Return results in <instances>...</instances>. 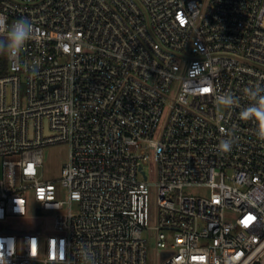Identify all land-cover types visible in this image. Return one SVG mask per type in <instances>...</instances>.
<instances>
[{"label":"built area","instance_id":"built-area-1","mask_svg":"<svg viewBox=\"0 0 264 264\" xmlns=\"http://www.w3.org/2000/svg\"><path fill=\"white\" fill-rule=\"evenodd\" d=\"M21 18L32 38L0 74V230L28 196L53 222L0 233V264H147L145 231L162 264H264V120L241 117L264 87V0H0V37ZM54 144L65 198L42 178Z\"/></svg>","mask_w":264,"mask_h":264},{"label":"rangeland","instance_id":"rangeland-1","mask_svg":"<svg viewBox=\"0 0 264 264\" xmlns=\"http://www.w3.org/2000/svg\"><path fill=\"white\" fill-rule=\"evenodd\" d=\"M164 115L161 118L159 127L154 134V138L157 139L160 125L163 121ZM68 146L66 144H54L44 148L43 155V166H42V178L43 180H52L56 187L59 189L62 198H65L64 190L60 189L58 179L60 177V171L62 165L67 161L68 158ZM145 171L148 174V181L154 182L155 178L149 172L150 168H153L150 163L145 167ZM192 195H203L204 192L199 189H194L189 191ZM28 211L27 216L23 219L11 218L7 221L6 230H0L2 234H13L17 231L32 232L35 234H40V238L44 239L48 231L52 229L53 217L51 213L39 212L37 206L31 199V196L27 197ZM149 210H150V225L156 224L157 217V207H156V197L154 188L150 189L149 196ZM227 219L232 220L234 216L232 214H227ZM143 236L147 240V264H162V260L156 255L155 248V232L148 233L145 231Z\"/></svg>","mask_w":264,"mask_h":264},{"label":"clouds","instance_id":"clouds-1","mask_svg":"<svg viewBox=\"0 0 264 264\" xmlns=\"http://www.w3.org/2000/svg\"><path fill=\"white\" fill-rule=\"evenodd\" d=\"M33 25L26 18L15 20L11 24L5 22L4 35L0 37V54L7 55L11 58H17L24 51L26 44L32 38ZM246 94L250 100L248 106L241 111V117L246 119L264 120V87L255 86L247 88ZM216 100L219 104L231 107L236 103V98L224 93L217 95ZM233 146V138L222 139L219 143V150L221 152H230ZM159 150V149H157ZM87 260L92 261V253L85 250ZM82 264H87L85 256L81 257Z\"/></svg>","mask_w":264,"mask_h":264},{"label":"trees","instance_id":"trees-1","mask_svg":"<svg viewBox=\"0 0 264 264\" xmlns=\"http://www.w3.org/2000/svg\"><path fill=\"white\" fill-rule=\"evenodd\" d=\"M6 64V55L0 54V74H2L4 70H6Z\"/></svg>","mask_w":264,"mask_h":264},{"label":"snow or ice","instance_id":"snow-or-ice-1","mask_svg":"<svg viewBox=\"0 0 264 264\" xmlns=\"http://www.w3.org/2000/svg\"><path fill=\"white\" fill-rule=\"evenodd\" d=\"M205 91H208V89H205Z\"/></svg>","mask_w":264,"mask_h":264}]
</instances>
